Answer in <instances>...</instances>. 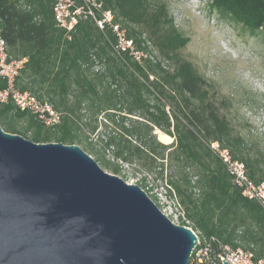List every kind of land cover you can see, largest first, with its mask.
<instances>
[{
    "label": "trees",
    "instance_id": "trees-1",
    "mask_svg": "<svg viewBox=\"0 0 264 264\" xmlns=\"http://www.w3.org/2000/svg\"><path fill=\"white\" fill-rule=\"evenodd\" d=\"M98 2L96 17L110 11L132 47H115L112 27L100 29L90 16L67 34L55 23L53 0H0L1 36L12 57L26 59L19 88L61 113L55 127L44 128L13 105H0V126L24 138L32 131L29 139L37 143L76 144L122 179L127 177L123 165L158 169L160 178L165 167L172 169L167 182L193 231L264 258V210L242 197L208 143L228 148L254 182L264 180L263 157L230 124L222 112L224 101L208 95L206 80L180 56L187 41L175 30L166 4ZM210 5L243 28L264 34V0H210ZM26 115L28 124L18 127L16 120ZM99 125L104 140L97 145L92 135ZM155 131L162 132L161 140ZM138 183L146 187L144 178Z\"/></svg>",
    "mask_w": 264,
    "mask_h": 264
},
{
    "label": "water",
    "instance_id": "water-1",
    "mask_svg": "<svg viewBox=\"0 0 264 264\" xmlns=\"http://www.w3.org/2000/svg\"><path fill=\"white\" fill-rule=\"evenodd\" d=\"M197 243L78 145L0 126V264H189Z\"/></svg>",
    "mask_w": 264,
    "mask_h": 264
},
{
    "label": "rangeland",
    "instance_id": "rangeland-1",
    "mask_svg": "<svg viewBox=\"0 0 264 264\" xmlns=\"http://www.w3.org/2000/svg\"><path fill=\"white\" fill-rule=\"evenodd\" d=\"M158 1L166 4L175 30L187 41L179 50L180 56L206 80L208 95L224 101L222 112L230 124L244 137L247 146L252 147V152H258L264 160V34L251 32L230 17L221 15L211 7L210 0ZM145 39L146 35H143L146 47H155ZM156 53L152 49L151 54ZM14 111L11 110V114ZM29 120L26 115L16 121L22 128ZM103 133L104 128L99 125L92 135L96 144L104 140ZM158 133L162 132L157 131L161 140ZM31 134L32 131L26 133L28 139ZM171 141L170 137L168 143ZM262 167L264 169V164ZM123 168L127 175L123 179L125 182L139 186L138 181L145 179L143 190L173 223L191 226L167 182L172 169L165 167L160 178L158 169L149 171L136 165H123ZM193 191L197 193V188ZM194 232L202 235L198 230Z\"/></svg>",
    "mask_w": 264,
    "mask_h": 264
},
{
    "label": "built area",
    "instance_id": "built-area-1",
    "mask_svg": "<svg viewBox=\"0 0 264 264\" xmlns=\"http://www.w3.org/2000/svg\"><path fill=\"white\" fill-rule=\"evenodd\" d=\"M101 6L96 0H53L52 12L56 25L71 33L82 17H92L96 25L103 29L105 24L112 27L117 37L119 49L132 47L123 30L113 22L110 11H103L101 18H97L95 10ZM26 59L14 58L10 55L6 41L0 33V105L11 104L13 107L32 115L46 128L55 127L61 119V113L54 109L47 100L21 90L17 78L25 66ZM208 146L212 153L224 165L231 176L234 185L239 189L242 197L256 201L264 210V181L254 182L249 178L243 162L232 157L230 152L211 141ZM198 243L193 249L189 264H222V259L229 264H264V258H256L254 253L242 247H231L213 236L198 235L194 232Z\"/></svg>",
    "mask_w": 264,
    "mask_h": 264
}]
</instances>
